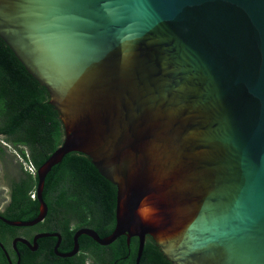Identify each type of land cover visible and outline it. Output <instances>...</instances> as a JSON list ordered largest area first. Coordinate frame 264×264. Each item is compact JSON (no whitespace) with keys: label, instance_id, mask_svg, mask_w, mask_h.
<instances>
[{"label":"water","instance_id":"95a60500","mask_svg":"<svg viewBox=\"0 0 264 264\" xmlns=\"http://www.w3.org/2000/svg\"><path fill=\"white\" fill-rule=\"evenodd\" d=\"M0 38L64 127L36 172L38 217L0 221L42 223L70 153L117 189L110 236L16 251L137 238L140 264L150 237L171 264H264V0H0Z\"/></svg>","mask_w":264,"mask_h":264},{"label":"trees","instance_id":"16d2710c","mask_svg":"<svg viewBox=\"0 0 264 264\" xmlns=\"http://www.w3.org/2000/svg\"><path fill=\"white\" fill-rule=\"evenodd\" d=\"M50 97L0 38V135L19 149L38 170L62 144L64 127L59 113L49 103ZM18 147V148H19ZM1 151V150H0ZM27 179L14 187L8 220L29 222L39 215V202L31 196L37 189L38 178ZM43 199L49 208L50 227L63 237V252L74 247V235L82 228L95 230L101 238L110 236L116 227L117 189L99 174L88 157L70 153L47 176ZM74 224V226H72ZM19 229L0 221V233L12 237ZM57 240H39L42 250H49ZM80 247L95 254L98 264H136L139 240L130 245L121 237L109 246H100L87 236L79 239ZM21 264H36L25 245L18 243ZM62 247V246H61ZM25 251V253H24ZM54 261H62L49 251ZM64 264H84L85 258L64 259ZM0 264H8L0 248ZM140 264H171L156 247L152 238L145 243Z\"/></svg>","mask_w":264,"mask_h":264},{"label":"flooded vegetation","instance_id":"af4514ba","mask_svg":"<svg viewBox=\"0 0 264 264\" xmlns=\"http://www.w3.org/2000/svg\"><path fill=\"white\" fill-rule=\"evenodd\" d=\"M4 137L0 135V138ZM5 138V137H4ZM1 143V142H0ZM2 144V143H1ZM0 173H4L3 177H0V187L2 192L1 194H4L5 199L3 202L0 201V216L3 218L8 219V213L10 210L11 202H12V194L14 193V187L16 184H20L22 180H26L27 178V172L24 170L23 163L14 162L12 159L10 160V156L5 154V151L2 147H0ZM0 194V195H1ZM48 215H49V208H48V214L45 218V220L33 227H27V228H17L19 229L18 232L15 233V236L12 237L9 233L7 232H1L0 233V243L3 244L5 247V250L8 252L10 261H8L6 255V259L8 264H18L20 261L21 264V252L19 249V246L17 244V251L13 248L12 242L17 239V238H23L29 241L31 244H33V240L35 236L39 234H59L61 236V244L58 248V253L60 255L62 254H69L71 251L63 252L60 249L63 248V237L59 231H55L54 228L50 227V222L48 221ZM4 223V222H3ZM74 226V224H72ZM90 229V228H88ZM93 230V229H92ZM95 231V230H94ZM82 237V236H81ZM80 237V238H81ZM45 239V238H43ZM51 239H56L57 238H51ZM41 240V239H40ZM58 241V240H57ZM37 250L32 251L30 248L25 246L29 251V256L31 257L32 261H36V264H63L62 261L64 259H71V258H62L58 256L55 253V246L54 245L52 248L49 246V250H42V247L39 244V240L37 242ZM57 244V242H56ZM62 246V247H61ZM90 248H93L92 246H89L86 248V250L81 249L80 243H79V252L76 254L74 257L78 258H85V263L84 264H98L97 260L95 259V254L90 250ZM53 250L54 255L61 259L62 261H54L52 256L49 254ZM4 253V251H3ZM25 253V251H24ZM5 254V253H4ZM73 258V257H72ZM65 264V263H64Z\"/></svg>","mask_w":264,"mask_h":264},{"label":"rangeland","instance_id":"374dc122","mask_svg":"<svg viewBox=\"0 0 264 264\" xmlns=\"http://www.w3.org/2000/svg\"><path fill=\"white\" fill-rule=\"evenodd\" d=\"M0 142L2 143H0V147H2L3 149H4V151H5V154L6 155H8V156H10L9 158H10V160L12 159V161H14V162H18V164L19 163H21V162H23V160H24V158H23V156L20 154V150L21 149H24V147H15L11 142H9L6 138H4V137H1L0 138ZM20 149V150H19ZM25 161V160H24ZM3 175H4V173H0V177H3ZM1 188L2 187H0V190H1ZM2 192H0V194H1ZM5 199V196H4V194H1L0 195V201L1 202H3V200Z\"/></svg>","mask_w":264,"mask_h":264},{"label":"built area","instance_id":"2783aa9c","mask_svg":"<svg viewBox=\"0 0 264 264\" xmlns=\"http://www.w3.org/2000/svg\"><path fill=\"white\" fill-rule=\"evenodd\" d=\"M26 171L33 177L36 176L37 169L34 167V165L31 162H28L26 165ZM32 199H36V192H34L31 196Z\"/></svg>","mask_w":264,"mask_h":264},{"label":"clouds","instance_id":"9594fccd","mask_svg":"<svg viewBox=\"0 0 264 264\" xmlns=\"http://www.w3.org/2000/svg\"><path fill=\"white\" fill-rule=\"evenodd\" d=\"M25 160V161H24ZM24 160H23V162H21V163H23V167H24V170H26V165H27V163L28 162H30L28 159H26V158H24ZM38 171V170H37ZM27 172V171H26ZM28 173V172H27ZM35 192H36V190H35Z\"/></svg>","mask_w":264,"mask_h":264}]
</instances>
